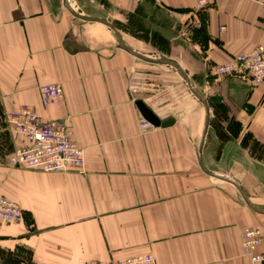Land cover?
Wrapping results in <instances>:
<instances>
[{"label": "crops", "instance_id": "crops-1", "mask_svg": "<svg viewBox=\"0 0 264 264\" xmlns=\"http://www.w3.org/2000/svg\"><path fill=\"white\" fill-rule=\"evenodd\" d=\"M108 1L129 48L177 62L210 114V100L226 106L222 119L240 126L235 144L211 140L210 119L200 156L204 106L174 68L131 54L107 25L73 15L65 0H0V120L29 105L70 129L86 154L84 173L11 168L7 157L21 140L9 135L7 148L0 135V194L23 213L0 228V264L142 254L154 264H264L243 250L247 228L264 231V157L242 143L249 135L264 148V86L213 74L264 45V0H213L199 11L193 0ZM46 84H59L63 96L44 107ZM137 101L174 124L144 128ZM200 158L214 174L230 172L259 211L236 185L206 174Z\"/></svg>", "mask_w": 264, "mask_h": 264}, {"label": "built area", "instance_id": "built-area-1", "mask_svg": "<svg viewBox=\"0 0 264 264\" xmlns=\"http://www.w3.org/2000/svg\"><path fill=\"white\" fill-rule=\"evenodd\" d=\"M198 10L208 7L213 0H194ZM264 19V5L262 6ZM224 30V28H223ZM214 74L235 76L252 86H264V45H259L251 52L234 56L227 64L216 65ZM63 96L59 84H46L41 87V102L47 107L56 104ZM8 122L12 132L22 141L9 156L12 167L44 173L74 172L83 169L85 154L75 142L73 132L57 120L44 121L29 109L9 113ZM144 128L152 125L143 121ZM22 210L10 199L0 195V228L7 224L20 223ZM264 243V237L258 229H247L243 235L245 254L253 262L264 261V255L254 254ZM151 255H143L120 262L90 261L83 264H154Z\"/></svg>", "mask_w": 264, "mask_h": 264}, {"label": "rangeland", "instance_id": "rangeland-1", "mask_svg": "<svg viewBox=\"0 0 264 264\" xmlns=\"http://www.w3.org/2000/svg\"><path fill=\"white\" fill-rule=\"evenodd\" d=\"M143 0H136L137 3L141 2ZM71 4H72V7L74 8V10L80 14H82L83 16H88V17H91V18H103V19H107V20H111L112 17H115V18H120L121 19V14H118V9L114 7V5L112 3H110L108 0H70ZM194 2V0H193ZM194 8L196 11H199L196 6H195V2H194ZM207 8V7H206ZM205 9V8H204ZM201 10V9H200ZM121 24V23H120ZM185 27L187 26H190V22L188 21L187 23L184 24ZM214 70V68H213ZM213 74H214V71H213ZM215 75V74H214ZM216 77L218 78H227V77H232V78H237V79H240L242 80L241 78H238V77H235V76H218V75H215ZM179 78L181 80V82H183V85L187 91L188 87L186 86L183 78L179 75ZM244 81V80H242ZM246 82V81H244ZM248 83V82H247ZM250 84V83H248ZM251 85V84H250ZM252 86V85H251ZM198 89V88H197ZM199 91H201L200 89H198ZM208 99H211V92L208 91ZM42 104V102H41ZM210 106L212 108L211 110V115H212V118H211V128H210V138L211 140H219V139H222V143L224 142H229V143H232V144H235V140H234V136L235 134L238 133L239 129H240V126L239 124L236 122V121H227V120H223L222 118L225 117L226 113H227V108L226 106H223V105H219L218 104V101L216 100H210ZM43 106V105H42ZM45 107V106H44ZM215 108L217 109V111L215 110ZM24 109H29L31 110L32 112L36 113L41 119H43L44 121H52V120H45L34 108H32L31 106L29 105H23L21 106L18 110L16 111H13V112H19V111H22ZM13 112H9L10 114L13 113ZM226 112V113H224ZM8 113V114H9ZM7 114V115H8ZM5 118H2L0 120V135L2 136L1 140L4 141V145L5 147L9 148L7 145L9 143V139H8V136H16L18 137L15 133L12 132V128H11V125L9 124L8 122V117ZM204 117L202 118V121L204 120ZM4 130V128L6 130ZM148 129V128H147ZM222 129V136H214V134H217L216 133V130H221ZM224 129L225 130H228L226 132H224ZM74 135V134H73ZM218 135V134H217ZM0 136V137H1ZM75 139V138H74ZM21 140V139H20ZM76 142V141H75ZM22 143V141H20V143L17 145L19 146L20 144ZM243 146L245 147L246 145L248 146H252L253 147V150L255 151V153L257 155H259L260 157H264V148L262 147V145L256 140L254 139L252 136H249V135H246L244 138H243ZM78 145V144H77ZM17 146H12V151L10 152V154L8 155L7 157V165L11 168H17V167H12L9 163H8V158L9 156L14 152L15 148ZM79 146V145H78ZM80 147V146H79ZM81 148V147H80ZM83 149V148H81ZM84 151V149H83ZM84 154H85V151H84ZM85 164H86V154H85V162H84V166H83V169L80 170V171H74V172H58V173H84L85 172ZM17 169H22V168H17ZM25 170V169H23ZM32 171V170H30ZM228 171H232L231 169L228 170ZM39 172V171H37ZM40 173H44V172H40ZM224 173V174H223ZM44 174H55V173H44ZM222 176H225V177H232V174L230 172H222ZM1 196H4L3 194H0ZM6 198H8L7 196H4ZM10 199V198H8ZM11 200V199H10ZM13 201V200H11ZM17 206H19L15 201H13ZM250 202V201H249ZM20 208V206H19ZM21 209V208H20ZM22 210V209H21ZM247 229H258L261 231V234L263 235L264 237V231L261 229V228H247ZM246 229V230H247ZM245 230V231H246ZM244 231V233H245ZM243 233V235H244ZM263 244V243H262ZM261 244V245H262ZM260 247V246H259ZM258 247V248H259ZM258 248L256 249V251L254 252V254H258V255H264V254H260L258 253ZM243 250H244V247H243ZM244 254H245V250H244ZM143 255H150V254H142V255H138V256H134V257H130V258H127V259H124V260H128V259H132V258H135V257H139V256H143ZM246 255V254H245ZM25 256H28V255H25ZM152 256V255H151ZM248 257H250L251 259V256L249 255H246ZM153 257V256H152ZM124 260H116V261H111L113 263L115 262H120V261H124ZM252 261V260H251ZM101 262V261H100ZM253 262V261H252ZM253 263H258V262H253Z\"/></svg>", "mask_w": 264, "mask_h": 264}, {"label": "water", "instance_id": "water-1", "mask_svg": "<svg viewBox=\"0 0 264 264\" xmlns=\"http://www.w3.org/2000/svg\"><path fill=\"white\" fill-rule=\"evenodd\" d=\"M66 1V5H67V8L68 10L75 16L81 18V19H84V20H89V21H97V22H100V23H103L105 25H107L111 30H113L116 34V36L118 37L119 41H120V44L122 45V47L127 50L128 52H130L131 54L135 55V56H138L144 60H147V61H150V62H155V63H159V64H163V65H167V66H170L172 68H174L179 74L180 76L183 78V80L186 82V84L188 85L189 87V90L190 92L196 97V99L204 106L205 110H206V119H205V128H204V135H203V140H202V143H201V148H200V156L202 155V150H203V147H204V144H205V140H206V136H207V133H208V129H209V126H210V117H211V114H210V108H209V105L207 103V101L204 99L203 95L200 93L199 90H197L195 87H194V84L193 82L190 80V78L188 77V75L186 74V72L183 70V68L175 61L173 60H169L167 58H160V59H153V58H150V57H146V56H143L141 54H138L136 53L134 50H132L131 48H129L125 43H124V40L121 36V34L118 32V30L114 27L113 23L110 21V20H107V19H103V18H91V17H88V16H83L82 14L76 12L73 8H71L70 4H69V1L68 0H65ZM136 105L140 111V113L142 114L143 118L148 122L150 123L152 126L154 127H162V128H167V127H170L171 125L174 124V120L173 119H168V120H161L160 118H158V116L155 115V113L149 108L147 107L142 101H137L136 102ZM200 162H201V166L203 168V170L205 171L206 174L210 175V176H213V177H217V178H220L222 180H225L227 182H230V183H233L234 185L237 186L238 190L240 191V193L242 194L245 202L247 203L248 206H250L251 208H253L254 210L256 211H259L257 210L252 204L251 202H249L248 198L246 197V195L244 194V192L242 191L241 189V185L240 183L235 180L234 178L232 177H225V176H220V175H217V174H214L213 172H210L209 170H207L204 166H203V163H202V160L200 158Z\"/></svg>", "mask_w": 264, "mask_h": 264}]
</instances>
